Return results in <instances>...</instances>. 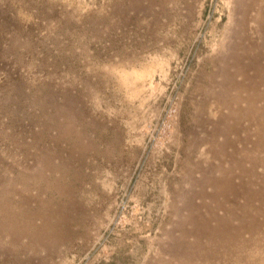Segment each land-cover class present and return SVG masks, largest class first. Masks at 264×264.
I'll return each mask as SVG.
<instances>
[{
    "label": "rangeland",
    "instance_id": "1",
    "mask_svg": "<svg viewBox=\"0 0 264 264\" xmlns=\"http://www.w3.org/2000/svg\"><path fill=\"white\" fill-rule=\"evenodd\" d=\"M254 262L264 0H0V264Z\"/></svg>",
    "mask_w": 264,
    "mask_h": 264
},
{
    "label": "bare ground",
    "instance_id": "2",
    "mask_svg": "<svg viewBox=\"0 0 264 264\" xmlns=\"http://www.w3.org/2000/svg\"><path fill=\"white\" fill-rule=\"evenodd\" d=\"M202 233V232H201ZM238 234V233H237ZM207 237V236H206ZM259 237H257V239H258ZM237 239V238H236ZM231 240V239H230ZM239 240V239H238ZM243 240V239H242ZM212 241V240H211ZM217 241V240H216ZM254 241V240H253ZM224 242V241H223ZM201 243V242H200ZM219 243V242H218ZM252 243V242H251ZM221 244V243H220ZM203 245V244H202ZM251 245V244H250ZM210 247V246H209ZM260 247V246H259ZM263 249V248H262ZM257 250V249H256ZM261 250V249H260ZM210 251V250H209ZM208 251V252H209ZM222 254V253H221ZM218 255V254H217ZM259 255V254H258ZM225 256V255H224ZM256 256V255H255ZM261 256V255H260ZM248 257V256H247ZM250 257V256H249ZM214 259V258H213ZM214 260H216V259H214ZM258 260V259H257ZM210 261V260H209ZM221 261V260H220ZM225 261V260H224ZM236 262H237V260H235ZM240 261V260H239ZM263 261V260H262ZM240 262H242V261H240ZM247 262V261H246ZM256 262H258V261H256ZM198 263V262H197ZM215 263V262H214ZM255 263V262H254ZM260 263V262H259ZM258 263V264H259ZM235 264V263H234ZM256 264V263H255Z\"/></svg>",
    "mask_w": 264,
    "mask_h": 264
}]
</instances>
